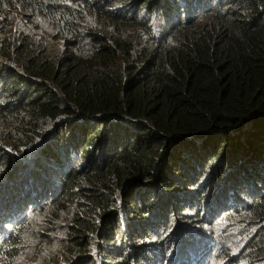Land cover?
I'll use <instances>...</instances> for the list:
<instances>
[{"label":"trees","instance_id":"trees-1","mask_svg":"<svg viewBox=\"0 0 264 264\" xmlns=\"http://www.w3.org/2000/svg\"><path fill=\"white\" fill-rule=\"evenodd\" d=\"M0 16V264H180L228 227L264 264V0Z\"/></svg>","mask_w":264,"mask_h":264},{"label":"clouds","instance_id":"clouds-1","mask_svg":"<svg viewBox=\"0 0 264 264\" xmlns=\"http://www.w3.org/2000/svg\"><path fill=\"white\" fill-rule=\"evenodd\" d=\"M228 232H234L231 228L228 229H220V233L214 234V230L212 232L206 233L202 235L204 238L200 239L198 243L194 240V243H187L184 246L180 247L178 250L177 261L180 264H232L235 261L227 262V260L234 259L231 255L228 256L225 253L224 247L229 246L227 240H222ZM235 237V235H234ZM238 240V238H237ZM209 249V254L204 259L199 260L200 255L203 251Z\"/></svg>","mask_w":264,"mask_h":264},{"label":"rangeland","instance_id":"rangeland-1","mask_svg":"<svg viewBox=\"0 0 264 264\" xmlns=\"http://www.w3.org/2000/svg\"><path fill=\"white\" fill-rule=\"evenodd\" d=\"M0 19H2V17L0 16ZM12 28V27H11ZM9 179H12L10 176L8 177ZM9 182H13L12 180L11 181H9ZM3 185H4V183L0 186V189L1 190H3V191H7V189H6V186H9V184H7L4 188H3ZM3 188V189H2ZM8 190H10V189H8ZM29 213V212H28ZM194 213H192V214H190V215H193ZM201 215H203L204 214V209L202 208V211H201V213H200ZM35 218V217H34ZM183 219L185 220L186 218L184 217V218H181V220L183 221ZM169 226H171L170 224H169ZM213 230H214V234H217V233H220V229L219 228H213ZM238 232H242V231H240V230H234V234H235V238H237V237H239L238 236ZM232 237H234V235H233V233H231V232H228L225 236H224V238L227 240V242H228V244H229V246H227V248H228V250H229V253H227V255L228 256H230L231 254H234L235 253V250H236V246H234L232 243H231V238ZM222 239L223 241H225V239ZM233 239V240H235L236 242H237V239ZM188 239V237H186V240ZM239 239V238H238ZM244 241V240H243ZM189 243H191V244H193L194 243V240H192V241H189ZM22 259H23V257H22ZM236 262H234V263H232V264H235ZM30 264V263H29Z\"/></svg>","mask_w":264,"mask_h":264}]
</instances>
